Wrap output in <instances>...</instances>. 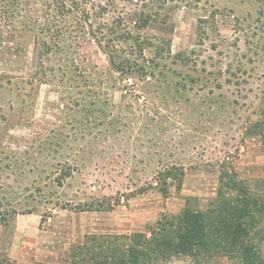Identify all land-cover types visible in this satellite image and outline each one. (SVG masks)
<instances>
[{
    "label": "rangeland",
    "instance_id": "374dc122",
    "mask_svg": "<svg viewBox=\"0 0 264 264\" xmlns=\"http://www.w3.org/2000/svg\"><path fill=\"white\" fill-rule=\"evenodd\" d=\"M261 11L264 0H0V264H107L134 245L132 227L207 203L230 164L248 156L258 174Z\"/></svg>",
    "mask_w": 264,
    "mask_h": 264
},
{
    "label": "trees",
    "instance_id": "16d2710c",
    "mask_svg": "<svg viewBox=\"0 0 264 264\" xmlns=\"http://www.w3.org/2000/svg\"><path fill=\"white\" fill-rule=\"evenodd\" d=\"M258 126L256 130L264 148V122ZM228 169L227 175H219L217 196L210 201L208 209L190 206L188 200L177 216L164 217L146 232L133 234L136 240L132 247L129 245L122 252L117 248L103 259L107 264H140L148 258L155 264L161 257L180 255L208 260L226 257L236 264H264L261 246L264 180H241L232 164Z\"/></svg>",
    "mask_w": 264,
    "mask_h": 264
},
{
    "label": "crops",
    "instance_id": "0c3cea01",
    "mask_svg": "<svg viewBox=\"0 0 264 264\" xmlns=\"http://www.w3.org/2000/svg\"><path fill=\"white\" fill-rule=\"evenodd\" d=\"M248 159V156H246V157H243V158H241V159H239L238 160V168L236 169V167L234 166V168H235V170H236V172H237V174H238V176H239V178L241 179V180H247V181H249V182H261V181H263L264 180V157H261V158H257L258 160H259V172H258V174H256L255 172L254 173H252V169H254L255 170V163H252V162H247V163H243V161L244 160H247ZM246 171L247 170V174L245 175V173H241V171ZM241 175H244L243 177L241 176ZM218 186H219V183H217V188H216V190H215V192L214 193H212V196L210 197V198H208L209 200H206L207 201V203H205V204H203V205H201V207H199L200 208V210H206V209H208L209 208V203H210V201L212 200V199H214V198H216V196H217V190H218ZM187 201H188V199L186 200V204L183 206L184 208L183 209H185V207H186V205H187ZM204 202V201H203ZM182 209V210H183ZM182 212V211H181ZM151 224H149V223H146V224H139V225H137L136 227H132L131 228V230L132 231H129L128 232V234H131V235H133V234H137V233H144V232H146V230H147V228L150 226ZM153 225V224H152ZM139 227V228H138ZM10 256L11 257H13V258H15L16 260H18V262H22L23 260V258L24 257H22L21 255H17V253H10Z\"/></svg>",
    "mask_w": 264,
    "mask_h": 264
}]
</instances>
